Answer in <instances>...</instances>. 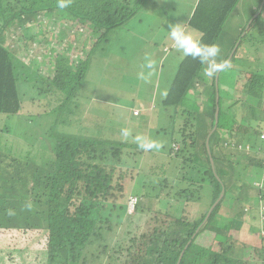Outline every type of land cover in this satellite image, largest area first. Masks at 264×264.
I'll list each match as a JSON object with an SVG mask.
<instances>
[{"label": "trees", "instance_id": "16d2710c", "mask_svg": "<svg viewBox=\"0 0 264 264\" xmlns=\"http://www.w3.org/2000/svg\"><path fill=\"white\" fill-rule=\"evenodd\" d=\"M147 1L141 0L140 8ZM239 1L197 0L187 25L199 32L202 42L217 43L221 48L217 59L230 60L232 67L219 73L217 79L215 76L207 80L198 60L191 57L181 60L163 107L175 106L174 116L181 110L184 117L182 130H179L181 136L173 141L171 135L173 146L169 154L178 156L191 147V154L182 160L184 165H189L181 167L171 183L166 177L153 188L161 193L169 187V199L184 204L199 201L202 189L208 191V207L220 194L222 197L206 220L207 209L194 220L183 214V208L179 216L173 212L150 210L153 215L142 232L131 236L140 228L138 221L131 222L130 229L122 239L115 241L110 251L108 245L101 246V253L107 252L111 260L120 264H264V244L253 246L251 257L244 258L242 249L240 252L235 250L233 239L237 241V238L226 234L231 228L241 229L240 216L244 210L241 202L248 186L240 178L235 179L236 166L243 158L256 170L263 167L256 154L232 157L226 152L228 143L249 145L255 151L260 133L264 131V67L258 64L256 70L244 68L238 54L243 44L241 50L253 48L254 51L262 45L251 29L264 10V0H258L249 18L260 12L248 27H243L237 37H232L227 50H223L225 38L231 35L223 36L224 24ZM139 6H133L131 0H72L68 9L61 10L57 0H0V118L18 115L23 110L18 91L20 75L32 80L39 94L58 91L63 99L57 109L63 113L76 97L75 90L88 72V62L95 49L103 48V43L107 42V32L133 19ZM56 16L62 22L69 23L70 20L74 25H80L89 34V39L78 40L79 48L75 46V51L65 50V46L71 49V41H75L74 36L81 32L69 33V39L62 42L61 33L54 35L51 29ZM52 38L57 46L64 45L63 49L56 48ZM88 43L89 48H86ZM72 53L74 58L70 56ZM235 63L239 67L238 73L232 76V81L225 82V74L237 70ZM223 82L230 83L231 91L238 96L225 108ZM200 83L205 86L208 96L207 107L203 110L191 98L192 89ZM191 102L197 110L191 109ZM189 116L194 120L197 118V123L186 133V126L191 122ZM169 117L174 124L175 118ZM171 128L174 133V127ZM3 130L10 134L9 125ZM49 135L53 141L50 150L36 149L33 155L25 135L22 140L24 153L0 141V264L86 263L82 251L96 241H105L103 232L112 227L103 211L109 203L114 206L127 197L128 179L139 167L144 152L137 144L116 143L96 136L54 131ZM176 143L181 146L175 150ZM124 147L133 148L131 169L123 166ZM259 148L264 150L261 145ZM186 180L192 184L200 183L199 189L184 187L173 191L175 183ZM236 186H239L238 190ZM261 189L258 188V193L263 198ZM133 193L131 196L136 197L134 214L142 213V194ZM131 196H128V202ZM142 196L150 200L148 192ZM160 196L156 194L155 198ZM233 197L238 205L234 218L218 217L222 205L232 201ZM118 208L123 209V205ZM151 222L158 224L151 226ZM207 229L220 237L218 250L196 242ZM261 233L263 239L264 232Z\"/></svg>", "mask_w": 264, "mask_h": 264}, {"label": "rangeland", "instance_id": "374dc122", "mask_svg": "<svg viewBox=\"0 0 264 264\" xmlns=\"http://www.w3.org/2000/svg\"><path fill=\"white\" fill-rule=\"evenodd\" d=\"M140 1L131 0V3L133 6H139ZM134 2L137 4L135 5ZM257 2L258 0H242L233 9L227 22L224 24L225 31L223 36L227 33L231 34L225 38L224 51L227 50L229 40L232 37L238 36L240 33L239 29L241 30L243 27L246 29L249 21L256 13L245 21L243 19L250 16L251 7L257 5ZM193 3L194 0H149L142 8H140L142 4L139 6L140 9L134 15L133 19L119 28L109 30L106 34L107 42L103 43V48L95 49V52L90 58V62H88V72H86L85 78L75 90L76 97L72 98L71 106L65 109L63 113L57 109V104L63 99V96L58 91L48 90L46 91L48 93L45 95L39 94L32 80H27L25 75H20L18 91L23 110L18 115L0 118V141L7 144V146H14L17 151L20 150L21 153H24L25 150L22 148L24 147L22 140L25 135V141H28L32 146V155L36 149L50 150L53 141L49 133L51 134L53 131L86 135L89 137L96 136V138L124 144H136L132 139L136 135H142L163 142V147L159 151H144L140 157L139 167L133 173L130 170L131 178L128 179L127 183V197L117 202L114 206L112 203H109L107 209L103 211V216L108 219L112 228L109 231L105 230L103 232L105 241H96L94 245H90L82 251L81 256L86 258V263L80 264H120L108 258L109 254L107 252L101 253V246L104 244L108 245V251H110L115 241L122 239L124 233L130 229L131 222L138 221V225L140 226L139 230L133 231L131 236L142 232L147 228L146 224L148 219L153 215L150 210H154V212H158V210L173 212L174 215L179 216L183 208V214L190 220H194L198 219L206 209L209 212L214 205L213 203L208 207L210 198L208 196L209 194H207L208 191L205 189L199 191V201H191L187 204L176 202L171 198L169 199L167 195L169 187L162 190L161 193L153 189L154 186H159L160 181H163L166 177L169 178L170 183L172 179H176L175 176L177 177V174L180 173V168L189 165H184L182 160L191 154L192 148L187 147L178 156L169 154V149L173 146L172 140L174 141L181 136L179 130H182L181 126L184 122V117L180 113L181 110H178V116H174V110L177 109L175 106L163 107L160 102L161 91L165 90L166 82L171 79V72L176 67L175 64L179 63V56L181 57L182 55L170 48L171 53L168 55L164 67L161 68L156 63L155 58L150 56L148 45L150 44L152 46V44L159 42V46H157L159 51L164 44L170 46L171 41L167 37V28L172 23L182 22L189 30H194L185 24V20L189 16ZM56 18L51 22V29L54 35L61 33L63 36L62 42L69 39L67 38L69 33L81 32L77 36H74L75 41H71V49H67V46L64 47L68 52L75 51L73 49L75 46L77 49L79 48L78 40L89 39V34L80 25H74L70 20L69 23L68 21L62 22L58 16ZM239 21H243L241 26L239 28L235 27ZM257 26L259 28L261 27V37L258 38L260 42L262 41V45L256 51L257 57L255 61H259V64L264 67V10L253 29H251L254 34L259 35L257 29V31H254V28H257ZM194 31L200 36L198 31ZM52 42H55L56 48L60 47L63 49L64 45L57 46L54 38H52ZM85 45L86 48H89V43ZM242 47H244V44ZM242 47L238 50L239 57L245 60L247 58L249 61H243L240 58L241 60L239 62L244 68L249 67L248 69L250 70H256L257 68L255 66L258 64L254 63L253 65L254 60H251L252 57L250 56L253 50L246 48L242 53ZM152 48L155 47L152 46ZM70 56L74 58V53ZM148 59L155 61L154 69H148L146 67ZM234 65L236 66L234 68L237 70L225 74V77L230 80H232V76H235L239 70L238 64L235 63ZM139 73H143L146 78L141 79L138 75ZM202 86V83L197 85V95L204 90V88L199 90ZM195 92L196 90H193L191 98L195 103L198 98V107H200L205 103L200 104V102L205 101V97H198L195 95ZM50 93L53 94L50 95ZM156 95L157 97H155ZM237 97L235 95L233 99ZM190 106L192 110H197V106L194 103L191 102ZM133 107H139L140 110L137 114L134 113ZM45 111L47 112L45 113ZM156 111H159V116L155 119L154 117L157 115ZM169 116L175 118L174 124ZM189 119L191 122L186 126V133L190 131L191 126L194 127L197 123V118L194 120V118L189 116ZM224 122L226 121L224 120ZM7 125H9L10 134L5 133V130H3ZM171 127H174V133L171 131ZM122 128L130 129L132 137L124 140L121 136ZM176 144L175 150L180 145L178 143ZM229 144L226 152L231 153L232 157L245 153L250 156L256 154V158L259 159L263 158L261 156L262 153L258 149L252 151L249 145L243 147L242 144ZM257 145L258 148L260 145L264 146V141L259 139ZM228 148L235 150H228ZM123 150V166L131 169L133 164V157L131 156L133 154V148L124 147ZM258 152H260V155ZM240 165L241 167L239 169L236 166V171L239 174L236 173L239 176L235 175L234 177L235 179L240 178L239 180L248 185L244 201L241 202L244 207L246 206L248 208L246 213L244 210L240 216V220H242L241 229L231 228L226 234L234 235L237 238V241L233 239L236 243L235 250L240 252L242 249L243 257L250 258L253 253V246L260 247L264 244V238L262 239L261 235L262 229H264V220L262 219L263 222L260 221L261 218L259 219L258 208L259 200H262L264 204V184L261 183V180L264 181V173L261 170L253 168L251 163L246 159L242 158ZM250 173L252 177H249ZM254 179L259 181L253 182V186L263 188L261 189L263 190V198H259L257 189H253L250 184ZM196 183L192 184L188 180L178 184L175 183L173 191L176 192L184 187L199 189L200 183ZM156 188L158 189V187ZM238 188L239 186H236V190ZM133 192L139 195L149 193L150 200H148V197L143 198L142 195L140 196L141 198L139 197L140 201H142L141 207L144 209L142 213L134 214V208H132L130 202L128 203V196L134 194ZM156 194L161 196L155 198ZM230 194L232 196L235 195L234 192ZM120 204L123 205V209L118 208ZM112 207H115L114 210L109 212ZM236 207H238L237 200L234 198L232 201L222 205L218 217L224 220L231 217L234 218L235 214L233 213ZM151 224V226H155L158 223L151 222ZM219 240L220 237H215L214 232L207 229L197 238L196 242L200 245L210 246L218 250L220 247Z\"/></svg>", "mask_w": 264, "mask_h": 264}, {"label": "clouds", "instance_id": "9594fccd", "mask_svg": "<svg viewBox=\"0 0 264 264\" xmlns=\"http://www.w3.org/2000/svg\"><path fill=\"white\" fill-rule=\"evenodd\" d=\"M72 0H57L58 9L65 10L70 7ZM167 37L171 41V47L182 57H191L198 60L203 66V74L212 78L219 73L228 71L232 65L230 60H218L221 48L217 43H204L194 30H189L182 22L169 24ZM146 67L154 69L155 61L148 59ZM141 79H145L143 73L138 74ZM121 136L124 140L132 137V132L128 128L121 129ZM133 141L143 151H159L163 147V142L148 138L142 135L132 137ZM30 207V205H29Z\"/></svg>", "mask_w": 264, "mask_h": 264}, {"label": "crops", "instance_id": "0c3cea01", "mask_svg": "<svg viewBox=\"0 0 264 264\" xmlns=\"http://www.w3.org/2000/svg\"><path fill=\"white\" fill-rule=\"evenodd\" d=\"M242 0H240L239 1V3L241 2ZM196 3H197V0H194V3H193V7H192V9L190 10V13H189V16H188V18L185 20V24L187 25V23H188V21H189V19H190V16H191V14H192V11H193V9H194V7H195V5H196ZM255 6H257V5H254V6H252L251 7V11H250V15L252 14V12H253V10H255ZM152 11V10H151ZM152 13H155V12H152ZM259 13V12H258ZM258 13H256L254 16H253V18L254 17H256L257 16V14ZM253 18L249 21V24L251 23V21L253 20ZM246 19H249V16H248V18H245V19H243V21H245ZM242 21V22H243ZM242 22H240L239 21V23H238V25L237 26H235V27H238L239 28V26H241V24H242ZM248 22V21H247ZM141 23V22H140ZM150 24V23H149ZM248 24V25H249ZM151 25V24H150ZM248 27V26H247ZM259 26H257V28H254V31H257V33L259 34V35H257V34H254V36L255 37H261V27L259 28ZM257 29V30H256ZM195 30V29H194ZM197 31V30H196ZM239 31H240V29H239ZM253 32V31H252ZM148 42V41H147ZM146 42V43H147ZM252 43V42H251ZM159 44V42L158 43H154V44H152V46H154L155 48H152V46L149 44H147L148 45V48H149V50H150V56H152V58H155V61H156V63H158V65L161 67V68H163L164 67V64H165V61H166V59L168 58V55L171 53V51H170V48H172L171 47V45L170 46H168V45H163L162 46V48H161V50L159 51V48H157V46H159L158 45ZM251 49H253V48H251ZM243 51H245L244 49L243 50H241V52H243ZM250 56L252 57V59L251 60H254V63L255 64H259V61H255V59H256V57H257V52L256 51H254L253 50V52L252 53H250ZM179 58H180V60H179V63L178 64H175L176 65V67L174 68V70H173V72H171V79L170 80H168V82H166V88H165V90H163V91H161V93H162V95H161V99H160V102H161V104L163 105V100L165 99V97H166V95H167V93H168V91H169V86H170V83H171V81H172V79H173V77H174V75H175V73H176V70H177V68H178V65L180 64V62H181V60L184 58V57H180L179 56ZM244 61H247L248 59L246 58V60L245 59H243ZM249 61V60H248ZM256 67V66H255ZM204 71V70H203ZM204 75V74H203ZM205 76V75H204ZM207 78V80L209 79L208 77H206ZM225 79V78H224ZM232 80H233V78H232ZM232 80H230V79H225V82L226 81H232ZM225 82H223V88H224V90H223V107L225 108V107H228V106H230L231 105V102L232 101H234L235 99H233V97H235V95H236V93H235V95H234V93L231 91L232 89H231V87H230V83H225ZM203 85V84H202ZM228 86V87H227ZM197 87V86H196ZM194 88V89H192V91L193 90H198L197 88ZM226 87H227V89H226ZM158 88V87H157ZM202 88H204V90L203 91H201V93H200V96H204L205 98H204V100L205 101H202V102H200V104L201 103H203V102H205L202 106H200V108L203 110V108H205V107H207V102H208V96L205 94V86L203 85L202 86ZM200 90H201V88H200ZM227 91H229V92H227ZM154 93H155V91H154ZM198 93V92H197ZM196 95V94H195ZM196 96H198V95H196ZM237 96V95H236ZM155 97H157V95L155 96ZM199 97V96H198ZM196 103H197V105H198V98L196 99ZM199 106V105H198ZM133 110H140L139 109V107H133ZM141 112V111H140ZM157 112V115L154 117L155 119L159 116V111H156ZM156 112H154V113H156ZM134 115V114H133ZM151 115V114H150ZM260 140H262V141H264L263 139H260ZM263 148H264V146H262ZM258 150L262 153V155L261 156H263V158H260L259 160H261V162H262V164H263V167H262V170H261V172L262 173H264V150L262 149H260V148H258ZM241 167V165L240 166H238L237 168L239 169ZM253 169V168H252ZM254 174V173H253ZM249 177H252V174L250 173V176ZM248 177V178H249ZM255 181H259V180H257V179H254V180H252V183H250L251 184V186L253 187V189L254 188H256L257 189V191H258V188L257 187H255V186H253V182H255ZM261 183H263L264 184V181L263 180H261ZM248 187V186H247ZM263 189V188H262ZM257 193V192H256ZM258 196H259V198H261L260 197V194L258 193ZM259 205H258V208H259V219L261 218V214H263L264 213V211H262V207H264V205H263V203H262V200H259V203H258ZM247 208L248 207H244L243 209L245 210H243L245 213H246V210H247ZM255 208H256V205H255ZM260 221H262L263 222V220H262V218L260 219ZM261 222V223H262ZM264 229H262V232H264L263 231Z\"/></svg>", "mask_w": 264, "mask_h": 264}, {"label": "built area", "instance_id": "2783aa9c", "mask_svg": "<svg viewBox=\"0 0 264 264\" xmlns=\"http://www.w3.org/2000/svg\"><path fill=\"white\" fill-rule=\"evenodd\" d=\"M134 113L137 114V113H138V110H134ZM260 138H261V139H264V131H262V132L260 133ZM129 202L131 203L132 208H134V205H135V203H136V197L131 196V197L129 198ZM129 202H128V203H129ZM262 211H264V207H262ZM261 218L264 220V213L261 214Z\"/></svg>", "mask_w": 264, "mask_h": 264}, {"label": "water", "instance_id": "95a60500", "mask_svg": "<svg viewBox=\"0 0 264 264\" xmlns=\"http://www.w3.org/2000/svg\"><path fill=\"white\" fill-rule=\"evenodd\" d=\"M259 12H260V11H259ZM248 24H249V23H248ZM217 76H218V75H217ZM218 109H219V108L217 107V108H216V112H215V118H216L215 126H216V122H217ZM214 128H215V127H214ZM209 135H210V134H209ZM207 148H209V147H208V138H207ZM212 164H213V161H212ZM221 197H222V194H220L219 198L215 201L214 205L218 202V200H219ZM214 205L212 206V208L214 207ZM212 208L210 209V211L212 210ZM210 211L208 212L207 216L205 217V220H206V218L208 217ZM182 253H183V252H182ZM182 253H181V255H180V257H179L177 263H179V261H180V259H181V256H182Z\"/></svg>", "mask_w": 264, "mask_h": 264}]
</instances>
